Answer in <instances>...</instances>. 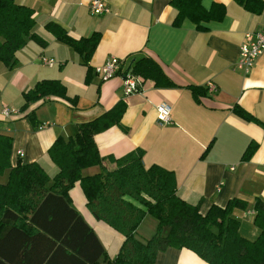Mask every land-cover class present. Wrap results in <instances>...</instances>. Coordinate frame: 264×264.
Wrapping results in <instances>:
<instances>
[{
  "label": "crops",
  "instance_id": "obj_1",
  "mask_svg": "<svg viewBox=\"0 0 264 264\" xmlns=\"http://www.w3.org/2000/svg\"><path fill=\"white\" fill-rule=\"evenodd\" d=\"M12 1L31 10L34 25L29 35L43 44L24 38V45L14 54L13 67L0 64V133L11 139V166L17 159L23 164L35 163L48 177L45 187H51L56 168L46 152L54 139L72 137L77 125L121 102L124 110L119 125L93 137L99 156L119 159L141 151L142 167L155 165L170 171L176 196L189 205L198 204L200 215L211 206L223 208L229 200H240L246 208L234 209L231 217L239 223L240 236L256 238L252 205L255 200L264 201V53L247 74L236 68V62L246 36L253 37L264 28V0L258 14L246 11L234 0H198L205 12L220 14L200 22V28L186 18L173 25L176 12L171 0H105L108 13L99 16L89 13L90 0ZM46 23L59 26L73 40L98 33L89 59L84 61L58 41L45 29ZM109 57L121 61L122 69L133 60L148 57L170 85L157 86L142 79L139 90L124 97L119 76L102 82L94 72ZM42 58L52 60L53 66L42 65ZM47 80L58 81L73 105L47 97L20 112L22 94ZM193 87L199 90L196 96L192 95ZM160 104L169 107V124L156 121L155 107ZM234 107L253 120L238 117ZM2 109L17 110L18 115L5 118ZM248 144L253 146L251 154L241 160ZM103 165L112 168L108 162ZM98 172L94 166L82 169L80 175L89 177ZM7 175L5 171L0 176V184L6 182ZM67 196L71 208L112 260L122 237L90 215L77 182ZM155 228L156 221L145 215L134 238L145 242ZM146 231L151 232L149 237ZM57 254L51 264L79 263L74 258L67 261L64 257L69 256L63 252ZM153 264L205 263L185 249L167 248L157 253Z\"/></svg>",
  "mask_w": 264,
  "mask_h": 264
},
{
  "label": "trees",
  "instance_id": "obj_2",
  "mask_svg": "<svg viewBox=\"0 0 264 264\" xmlns=\"http://www.w3.org/2000/svg\"><path fill=\"white\" fill-rule=\"evenodd\" d=\"M246 11L258 14L261 0H234ZM175 10L173 25L183 18L196 28L220 14L205 12L198 0H171ZM34 21L31 10L12 0H0V64L12 68L15 52L24 38L40 45L29 35ZM45 29L87 61L99 39L98 33L73 40L53 23ZM129 72L150 79L157 86H169L155 62L148 57L133 60L119 75ZM193 96L199 93L191 88ZM47 97H56L73 105L58 81H40L22 94L19 111ZM124 105L116 103L99 117L76 126L72 137H56L47 156L56 168L52 185L46 188L47 175L35 163H9L11 139L0 133V175L8 171L0 184V264H51L53 256L63 252L78 264H153L157 253L167 248L185 249L205 264H264V201L252 205V225L258 230L254 240L238 232L239 223L231 217L234 209L243 211L246 204L229 200L223 208L211 206L204 215L198 204L189 205L175 194V179L170 171L158 166L143 168L142 152L137 150L119 159L99 156L93 137L113 125H119ZM233 113L246 121L247 113L234 107ZM28 118L34 123L32 113ZM253 146L248 144L241 160H247ZM112 164L106 169L104 163ZM97 166L99 172L82 177L80 171ZM78 183L90 215L122 237L112 260H108L93 232L71 208L68 191ZM145 215L156 221L153 235L145 242L134 238V232ZM19 256L15 260L9 257ZM47 256H50L47 258ZM55 260V259H54ZM71 260V259H70ZM69 261V260H67ZM71 262V261H70ZM66 263V262H65Z\"/></svg>",
  "mask_w": 264,
  "mask_h": 264
},
{
  "label": "built area",
  "instance_id": "obj_3",
  "mask_svg": "<svg viewBox=\"0 0 264 264\" xmlns=\"http://www.w3.org/2000/svg\"><path fill=\"white\" fill-rule=\"evenodd\" d=\"M88 11L91 15L96 16L107 14L108 9L105 0H90ZM246 38H248V40L242 43L238 48V59L236 62V68L241 70L244 74H247L250 71L257 57L264 53V28L255 33L253 37L246 36ZM41 64L51 67L54 62L42 58ZM121 64L122 62L116 58L109 57L103 62V64L95 67L94 72L102 82H105L114 76H119L122 85V94L124 97H127L139 90L142 84V78L129 72L120 76L117 72H119ZM208 87L210 91H212L213 87L211 85ZM155 114L158 124L166 125L170 123L169 107L166 104L157 105L155 107ZM1 115L8 118L10 116L18 115V111L14 109H2ZM17 155L21 156V153L18 151Z\"/></svg>",
  "mask_w": 264,
  "mask_h": 264
},
{
  "label": "rangeland",
  "instance_id": "obj_4",
  "mask_svg": "<svg viewBox=\"0 0 264 264\" xmlns=\"http://www.w3.org/2000/svg\"><path fill=\"white\" fill-rule=\"evenodd\" d=\"M0 176H1V175H0ZM148 230H149V228L147 229V231H148ZM147 231H146V233H147V234H146V237H149L148 235H151V232L148 233ZM150 237H151V236H150ZM150 237H149V238H150ZM149 238H148V239H149Z\"/></svg>",
  "mask_w": 264,
  "mask_h": 264
}]
</instances>
